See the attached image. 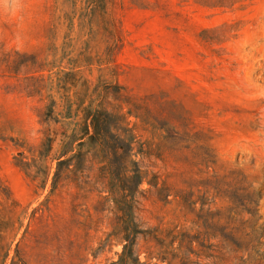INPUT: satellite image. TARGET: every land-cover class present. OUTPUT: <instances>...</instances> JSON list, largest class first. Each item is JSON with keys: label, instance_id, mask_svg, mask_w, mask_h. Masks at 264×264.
Masks as SVG:
<instances>
[{"label": "rangeland", "instance_id": "374dc122", "mask_svg": "<svg viewBox=\"0 0 264 264\" xmlns=\"http://www.w3.org/2000/svg\"><path fill=\"white\" fill-rule=\"evenodd\" d=\"M107 86L132 101L123 111L132 112L144 172L136 197L143 228L162 237L175 227L195 232L200 199L214 197L207 181L223 179L211 206L226 210L238 175L261 191L264 222V0H0V264L119 261L125 243L115 235L113 203L101 204L113 196L107 189L62 182L52 190L50 181L43 188L37 164L20 165L39 161L46 129L49 157L63 129L71 134L75 122L89 129L88 101L75 121L46 128L50 102L76 110L87 90L112 91ZM181 194L194 209L183 208ZM168 252L147 260L143 247L140 259L182 264Z\"/></svg>", "mask_w": 264, "mask_h": 264}, {"label": "trees", "instance_id": "16d2710c", "mask_svg": "<svg viewBox=\"0 0 264 264\" xmlns=\"http://www.w3.org/2000/svg\"><path fill=\"white\" fill-rule=\"evenodd\" d=\"M109 33L114 35L116 31ZM113 46H116V42ZM111 52L112 49L109 50ZM107 87H112V91L108 93L112 95L114 104L108 100V93H100L98 90L92 93L87 90L84 98H77L79 105L76 110L72 109L69 102L66 106L50 102L41 115V122L46 128L55 120L75 121L85 101H88V108L91 109L89 129L84 133L77 122L74 123L77 129L71 134L63 129L57 149L50 157L51 140L46 129L45 139L38 152L39 161L33 159L30 163L22 160L21 167L28 170L31 165L37 164V174L42 178L43 188L47 187L49 181L52 190L66 182L73 183L81 191H85L86 187H90V191L102 188L113 195L104 199L101 204L105 205L109 201L113 203L112 211L116 214L113 226L115 235L120 236V240L125 243L116 264H147L140 259L143 247L148 253L147 260H151L155 254L159 258L168 255L170 250L171 259L179 257L182 264H198L190 260L191 255L198 260L205 257L217 260L214 264H223L222 256L225 254L233 255L235 264H264V222L259 213L262 193L251 184L246 185L242 175L234 178L232 192L224 196L230 204L226 210L211 206L216 205L215 199L222 196L221 185H225L223 179L213 177L207 181L210 183L209 189L214 190V197L211 201L205 197L200 199L201 207L193 221L195 232L175 227L162 237L158 228H143L136 216L139 211L136 197L144 181V172L141 161L136 159L137 155L134 153L137 136L134 128L127 122L132 112L130 109L123 111L132 101L122 87ZM209 159L210 156L207 158L208 162ZM150 185L158 188V182H151ZM165 189L167 188L164 187L159 192ZM208 192L209 190L205 193ZM168 197L169 194L166 199ZM175 198L179 199L183 208H195L196 202L192 201L191 195H175ZM18 222L19 218H12V232L16 231ZM175 243H178L177 248L174 247Z\"/></svg>", "mask_w": 264, "mask_h": 264}]
</instances>
